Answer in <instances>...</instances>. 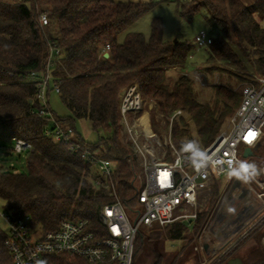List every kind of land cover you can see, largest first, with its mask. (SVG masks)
Segmentation results:
<instances>
[{
  "label": "trees",
  "instance_id": "trees-1",
  "mask_svg": "<svg viewBox=\"0 0 264 264\" xmlns=\"http://www.w3.org/2000/svg\"><path fill=\"white\" fill-rule=\"evenodd\" d=\"M177 1L181 13H203L214 32L213 43L203 47L210 64L207 70L258 85V77L264 76V0ZM152 6L149 2L117 0H0V132L6 130L11 138H23L34 147L26 152L27 172H13L0 164V199L13 219L29 218L33 227L50 231L58 229L65 218H88L97 228L100 209L115 201L108 180L94 163L46 133L52 117L73 127L79 142L114 161L117 193L124 207L131 208L139 202L142 187L137 180L143 168L131 145L122 141L120 107L125 89L137 84L144 99H154L167 116L177 109L186 111L172 126V139L181 151H185V136L196 146L210 144L236 112L243 88L218 85L213 102L203 103L192 77L182 73L175 80L169 79L168 71L184 67L197 46L194 40H165L160 19L153 22L148 39L131 32L124 41L119 40L120 34ZM43 12L51 17L50 37L61 49L51 67L49 101L57 83L58 94L69 110L67 116H59L52 107L51 116L37 112L41 107L38 81L30 76L34 71L44 72L49 56L40 20ZM107 44L111 50L104 53ZM80 119L108 135L87 141L76 126ZM152 125L156 132H162L154 116ZM216 185L202 191L209 193L212 201L206 211L198 208L192 233L187 232L185 221L177 220L165 227H148V238L167 235L199 243L205 219L219 196ZM6 237V231L0 229V264H12ZM145 237L138 232L133 264H137ZM55 257L60 264H90L68 254ZM157 257L153 264H164L163 254ZM232 257H240L244 264H264V220L213 264H228Z\"/></svg>",
  "mask_w": 264,
  "mask_h": 264
},
{
  "label": "built area",
  "instance_id": "built-area-1",
  "mask_svg": "<svg viewBox=\"0 0 264 264\" xmlns=\"http://www.w3.org/2000/svg\"><path fill=\"white\" fill-rule=\"evenodd\" d=\"M40 20L48 38L49 56L44 72L34 71L30 77L38 81L37 99L41 107L37 112L51 116L48 96L52 81L51 67L61 54V49L50 37L49 13H41ZM194 42L197 48L208 47L213 43V36L202 30L196 34ZM110 50L111 46L107 44L103 52L108 53ZM189 57L192 58L193 54ZM199 76L198 71L194 73V77L201 81L203 77ZM53 87L55 92L60 91L57 83ZM144 105L145 100L137 84L124 90L120 107L122 126L146 174V183L135 206L138 213L135 219H130L117 193L113 179L114 161L98 155L87 144L79 142L73 127L64 126L52 117L46 133L58 142L67 143L71 151L94 163L99 173L108 180L115 201L100 209L97 228L88 218L68 217L58 229L43 231L33 227L29 218L13 219L4 211L1 216L8 223L5 244L11 254L12 264H60L55 256L62 254L83 258L90 264H133L136 237L142 225L149 228L165 227L177 220L191 225L198 218L200 191L217 183L226 171L247 163L240 146L252 147L262 137L264 76L258 77V85L250 82L243 87L241 103L229 118L228 126L210 144L197 146L207 154L206 158L196 155L197 160L206 159V166L199 171L187 159L191 150L181 151L175 145L172 128L169 134L161 138L151 128L149 132L142 127L141 122L131 121L129 117L142 111ZM182 113L181 109L176 110L170 117L171 123ZM249 132L254 133V136L248 137ZM11 139L14 141L13 150L17 153L34 149L28 140L17 136ZM240 172L241 176L248 175L243 168H240ZM254 213L259 214L254 223L264 220V179L259 175L248 179L231 175L223 196L206 222L196 249L204 251V244L208 243L209 253L205 257L218 259L226 255L252 230L254 225L241 230L237 228L239 223H248Z\"/></svg>",
  "mask_w": 264,
  "mask_h": 264
},
{
  "label": "rangeland",
  "instance_id": "rangeland-1",
  "mask_svg": "<svg viewBox=\"0 0 264 264\" xmlns=\"http://www.w3.org/2000/svg\"><path fill=\"white\" fill-rule=\"evenodd\" d=\"M117 1H135V2H149L153 3V6L148 10L140 19L135 23L129 26L125 31H123L119 40L122 42L125 40L126 35L131 32L142 33L147 39L151 36L152 25L156 19L162 21L163 26V36L167 41L175 40H189L193 41L196 34L202 30L212 33L210 26L206 22L203 13H196L194 15H188L181 13L179 11L180 2L177 0H117ZM214 32L212 33L213 36ZM193 57L188 60V63L184 67H174L168 71L169 79L175 80L178 75L185 73L194 79V86L198 94V99L203 103H212L216 94V86L218 85H230L234 90L242 89L245 85L249 83L248 80L245 82H238L237 78L229 80V77L226 73H221L219 71L211 74L207 67L210 65L207 61V56L203 48H197L192 52ZM200 73L201 81L194 77L195 72ZM203 79H205L203 81ZM205 82V83H203ZM145 105L142 111L132 114L129 118L132 122L135 120L137 123L141 122L145 127L142 121V117L147 115L149 121V127L158 134L161 138L170 133V130L173 124L170 121V116L163 114L160 111L158 103L154 99H144ZM50 105L52 109L59 116H67L69 110L62 103V100L59 94L55 91L51 93L50 96ZM178 110V109H177ZM183 113L180 116L186 115V111L181 109ZM155 117L156 122L159 124V127L162 132H156L152 125V117ZM180 116L175 120H179ZM174 120V121H175ZM229 119L227 118L221 127L220 131L228 126ZM78 131L85 137L87 141L93 142L98 139L99 136H107L108 133L104 130H94L91 127V124L88 120L80 119L76 123ZM146 128V127H145ZM191 129L194 130V125L191 124ZM1 133V132H0ZM220 133V132H219ZM2 134V135H1ZM0 134V164L3 165L4 169L13 171V172H27V154L26 152L17 153L13 150L14 141L9 135H7L6 130ZM122 141L124 143H129L130 140L127 138L124 133V128H121ZM184 142H189V136L183 138ZM244 146H240V151L243 153ZM258 157H260L258 155ZM245 158V157H244ZM251 157H246L245 161L249 164ZM262 179L264 178L263 173L259 172L256 169ZM231 171H226L220 180L217 181L216 188L218 189L217 202L213 201L212 208L210 213L207 215L205 222L208 221L210 215L214 208L216 207L218 201H220L223 196L231 177ZM146 183V174L143 169L140 170V175L137 180V185L143 187ZM207 189L206 191H209ZM203 191V190H202ZM199 210L206 211L210 202L212 201V196L207 192L206 194H201ZM216 203V204H215ZM229 204V203H228ZM227 204V206H228ZM135 210V211H133ZM137 207H126V212L131 220H134L138 215L136 213ZM4 210V202L0 199V229L7 231L8 223L1 216ZM188 225L187 232L192 233L194 231L195 222H192L191 225ZM40 228V227H38ZM145 234V243L138 255L137 264H153L157 259L158 254H163L164 264H213L217 259L215 257L210 258L204 257L203 252L200 248L196 249L199 245L198 241L191 240L188 238L172 239L167 235L162 238H153L149 239V228L145 225L140 227V230Z\"/></svg>",
  "mask_w": 264,
  "mask_h": 264
},
{
  "label": "clouds",
  "instance_id": "clouds-1",
  "mask_svg": "<svg viewBox=\"0 0 264 264\" xmlns=\"http://www.w3.org/2000/svg\"><path fill=\"white\" fill-rule=\"evenodd\" d=\"M183 148L185 150H191L190 154L187 156L188 161L197 169V171L200 170V168L206 166V159L205 160H197L196 155L199 154L202 157L206 158V153L198 148L195 145L194 141H189L186 144L183 145ZM240 168H243L246 173H248L247 176H241ZM240 168H233L231 170V175H235L239 179H248L252 176L257 175L258 173L256 172V165L255 164H248V163H243L240 165Z\"/></svg>",
  "mask_w": 264,
  "mask_h": 264
},
{
  "label": "crops",
  "instance_id": "crops-1",
  "mask_svg": "<svg viewBox=\"0 0 264 264\" xmlns=\"http://www.w3.org/2000/svg\"><path fill=\"white\" fill-rule=\"evenodd\" d=\"M148 123H149V121H148ZM252 149L254 151V155L251 156L249 164H255L256 169H258L259 172L261 171V173H263V175H264V130H263V134H262L261 139L259 140L258 143H256L254 146H252ZM258 155L260 157H258ZM254 215H255V213L253 214V217H254ZM255 216H256L255 218H253L251 216L252 218L248 221V223H239L237 230H241V229L248 228V227L255 225L256 223H254V221H256L259 214L258 215L256 214ZM226 233L227 232H225V234ZM202 252H203V256L205 257V254L209 253V248L207 250L204 249V251H202Z\"/></svg>",
  "mask_w": 264,
  "mask_h": 264
},
{
  "label": "water",
  "instance_id": "water-1",
  "mask_svg": "<svg viewBox=\"0 0 264 264\" xmlns=\"http://www.w3.org/2000/svg\"><path fill=\"white\" fill-rule=\"evenodd\" d=\"M176 41L177 40H175V42ZM122 94H124V91L122 92ZM253 155H254V151H253L252 147H250V146L245 147L244 152H243V156L246 158V157H251ZM204 248H205V250H207L209 248V244L205 243ZM228 264H244V262L240 257H232L228 260Z\"/></svg>",
  "mask_w": 264,
  "mask_h": 264
},
{
  "label": "bare ground",
  "instance_id": "bare-ground-1",
  "mask_svg": "<svg viewBox=\"0 0 264 264\" xmlns=\"http://www.w3.org/2000/svg\"><path fill=\"white\" fill-rule=\"evenodd\" d=\"M142 121H143V123L145 124V127L147 128V130L150 132V127H149V123H148V117H147V115H144V116L142 117Z\"/></svg>",
  "mask_w": 264,
  "mask_h": 264
},
{
  "label": "snow or ice",
  "instance_id": "snow-or-ice-1",
  "mask_svg": "<svg viewBox=\"0 0 264 264\" xmlns=\"http://www.w3.org/2000/svg\"><path fill=\"white\" fill-rule=\"evenodd\" d=\"M252 136H254V133L249 132V133H248V137H252ZM248 137H246V139H248Z\"/></svg>",
  "mask_w": 264,
  "mask_h": 264
},
{
  "label": "flooded vegetation",
  "instance_id": "flooded-vegetation-1",
  "mask_svg": "<svg viewBox=\"0 0 264 264\" xmlns=\"http://www.w3.org/2000/svg\"><path fill=\"white\" fill-rule=\"evenodd\" d=\"M261 222H262V221H261ZM257 224H258V223H257ZM257 224H255L254 227H253L252 229H254V228L256 227Z\"/></svg>",
  "mask_w": 264,
  "mask_h": 264
}]
</instances>
